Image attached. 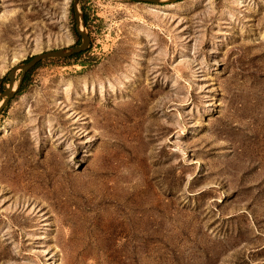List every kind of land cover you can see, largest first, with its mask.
<instances>
[{"label":"rangeland","instance_id":"1","mask_svg":"<svg viewBox=\"0 0 264 264\" xmlns=\"http://www.w3.org/2000/svg\"><path fill=\"white\" fill-rule=\"evenodd\" d=\"M72 1L0 0V93ZM78 7L0 115V264H264V0Z\"/></svg>","mask_w":264,"mask_h":264},{"label":"water","instance_id":"2","mask_svg":"<svg viewBox=\"0 0 264 264\" xmlns=\"http://www.w3.org/2000/svg\"><path fill=\"white\" fill-rule=\"evenodd\" d=\"M139 3H152V4H161V3H175L179 0H132ZM79 0L72 1V14L74 18V28L75 32L80 39V43L77 46H72L68 48H60L55 50H49L40 52L36 55L30 57V59L22 62L21 64L13 67L7 73L8 82L5 84V87L0 93V115L8 107L10 101L19 91L25 75L32 70L39 62L48 58H69L73 55L85 52L90 45V37L86 31L84 16L80 12L78 7ZM19 72V77L16 82V76Z\"/></svg>","mask_w":264,"mask_h":264},{"label":"trees","instance_id":"3","mask_svg":"<svg viewBox=\"0 0 264 264\" xmlns=\"http://www.w3.org/2000/svg\"><path fill=\"white\" fill-rule=\"evenodd\" d=\"M83 16H84L85 27H86V26H87V22H88V17H87L85 14H83ZM77 43H79V41H78ZM83 53H85V52H82V53H79V54L73 55L71 58H73V57H78V56H80V55L83 54ZM28 59H30V58H28ZM28 59H27V60H28ZM39 64H40V62H39L35 67H37ZM29 74H30V71L25 75L24 80H23V83H22V85H21V87H20V89H19V92L22 90L23 86H24V85L26 84V82L28 81ZM3 112H4V111H3Z\"/></svg>","mask_w":264,"mask_h":264}]
</instances>
